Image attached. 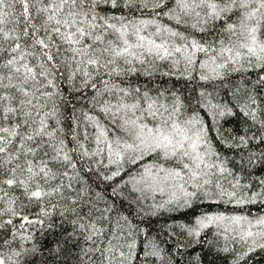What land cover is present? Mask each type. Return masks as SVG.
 Wrapping results in <instances>:
<instances>
[{
    "label": "snow or ice",
    "instance_id": "obj_1",
    "mask_svg": "<svg viewBox=\"0 0 264 264\" xmlns=\"http://www.w3.org/2000/svg\"><path fill=\"white\" fill-rule=\"evenodd\" d=\"M257 249L264 0H0V264Z\"/></svg>",
    "mask_w": 264,
    "mask_h": 264
},
{
    "label": "trees",
    "instance_id": "obj_2",
    "mask_svg": "<svg viewBox=\"0 0 264 264\" xmlns=\"http://www.w3.org/2000/svg\"><path fill=\"white\" fill-rule=\"evenodd\" d=\"M164 80H167V78H161V81L154 82L156 83V86L160 87H167L170 86V84L163 83ZM76 105L77 108H79L83 101L79 99H74L71 101V104H69V110H71L72 105ZM72 121H66V124H71ZM251 211L253 214H256L257 209L255 206L251 208ZM177 218L179 219V214H177ZM160 223H163V220H160ZM244 264H264V250L257 249L255 252L250 253V255L246 258Z\"/></svg>",
    "mask_w": 264,
    "mask_h": 264
}]
</instances>
